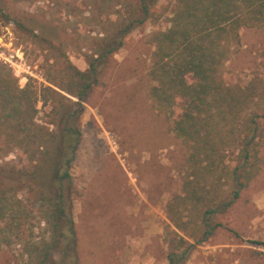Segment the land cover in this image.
I'll return each instance as SVG.
<instances>
[{
	"label": "rangeland",
	"instance_id": "1",
	"mask_svg": "<svg viewBox=\"0 0 264 264\" xmlns=\"http://www.w3.org/2000/svg\"><path fill=\"white\" fill-rule=\"evenodd\" d=\"M132 3L0 0V69L18 88L33 90L38 109L32 123L53 132L63 126V114L75 110L76 118L67 123L79 129L68 169L74 243L60 238L40 259L37 242L47 238V228L34 209L27 226L0 252V264H168L169 253L177 255L188 245L185 257H174L173 264H264L263 111L254 116L261 132L252 143L249 173L239 177L244 185L237 188L230 173L242 155L231 130L238 129L241 115L208 134L201 161L193 164L190 141L170 129L177 111L166 118L147 95L153 84L147 76L152 37L168 27L173 0H157L124 36L83 100L68 93L76 91L63 66L84 71L91 42L115 10ZM263 51L261 29L241 27L221 66L224 80L264 86ZM258 101L264 106V99ZM6 128H0V139L13 132ZM27 158L0 141V167L16 169ZM233 189L238 196L223 207ZM208 208L214 212L203 216ZM202 218L214 226L203 241Z\"/></svg>",
	"mask_w": 264,
	"mask_h": 264
},
{
	"label": "trees",
	"instance_id": "2",
	"mask_svg": "<svg viewBox=\"0 0 264 264\" xmlns=\"http://www.w3.org/2000/svg\"><path fill=\"white\" fill-rule=\"evenodd\" d=\"M156 2L133 0L122 12L114 11L113 19L102 28V34L91 42L87 68L79 71L70 64L63 66L76 91L69 94L83 100L96 84L109 57L121 47L124 36L149 15ZM241 27H257L264 35V0H173L168 27L152 37L154 49L147 70L153 82L147 92L151 105L166 118L177 111L170 129L177 137L190 141L189 159L193 164L201 161L199 156L204 153V139L208 134L217 133L234 115H241L238 129L231 130L237 133L235 145L242 155L240 164L230 173L237 188L244 185L239 177L249 173L246 166L255 155L250 152L254 147L252 143L261 132L254 116L260 111L264 115V106L258 101L264 99V86L259 89L251 83L244 87L231 86L221 72L230 47L238 41ZM48 39L40 38V41L50 46ZM4 73L7 72L0 69V128L5 131L10 127L13 132H4L0 141L4 148L11 145L28 158L25 165L16 169L0 167V252L12 244L18 230L27 226L35 209L47 228V238L37 242L43 251L39 258L43 259L60 238L65 243L67 238L74 243L70 215L72 182L68 169L79 129L75 122L68 124L67 121L73 119L76 112H65L63 126L58 129L54 122L57 128L53 132L35 125L32 114L38 108L33 90L25 86L18 88ZM28 113L31 115L26 116ZM204 157L210 159L209 155ZM237 196L238 189H233L231 200L224 202L223 207L229 206ZM66 205L68 211L64 208ZM210 212L214 211L208 208L202 214ZM202 222L201 241L209 237L214 228L206 218H202ZM63 228L65 231L61 234ZM189 247L177 255L169 253L168 264L174 263V257L184 258ZM66 249L65 246L64 252Z\"/></svg>",
	"mask_w": 264,
	"mask_h": 264
}]
</instances>
